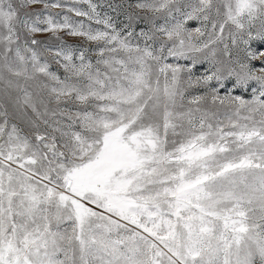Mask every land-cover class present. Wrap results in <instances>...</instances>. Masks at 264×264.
I'll use <instances>...</instances> for the list:
<instances>
[{"label":"snow or ice","instance_id":"6c2138e0","mask_svg":"<svg viewBox=\"0 0 264 264\" xmlns=\"http://www.w3.org/2000/svg\"><path fill=\"white\" fill-rule=\"evenodd\" d=\"M104 6L0 0V264H264V0Z\"/></svg>","mask_w":264,"mask_h":264},{"label":"rangeland","instance_id":"374dc122","mask_svg":"<svg viewBox=\"0 0 264 264\" xmlns=\"http://www.w3.org/2000/svg\"><path fill=\"white\" fill-rule=\"evenodd\" d=\"M97 2L105 5L104 7L100 9L102 13H108L109 15L113 16L116 19L117 24L122 25V23L125 22V15L122 12L119 15H117L116 12H113L110 8L107 7V4H112V5L124 4L126 6L127 3H131L133 2V0H97ZM76 19H79V18H76ZM39 38L41 40H48L47 35H41ZM63 39L68 44H71L74 46H79L81 43H83L80 40V38L64 36Z\"/></svg>","mask_w":264,"mask_h":264}]
</instances>
